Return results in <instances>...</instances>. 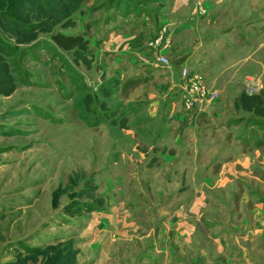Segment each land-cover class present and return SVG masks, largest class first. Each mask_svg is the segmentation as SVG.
<instances>
[{"label": "rangeland", "instance_id": "1", "mask_svg": "<svg viewBox=\"0 0 264 264\" xmlns=\"http://www.w3.org/2000/svg\"><path fill=\"white\" fill-rule=\"evenodd\" d=\"M200 2L205 14L198 11ZM82 7L83 12L74 16L78 25L67 31L84 33L90 45L99 38L111 42L109 31L152 33L155 38L168 25L167 35L183 64L188 61L189 69L202 74L210 87L213 79L221 93L197 117H231L236 122L242 117L239 122H244L250 140L264 139V118L235 104L244 87L248 91L249 80L258 87L253 93L264 88V0H89ZM40 40L38 46L20 45L9 57L18 88L11 96H0V264L20 252H40L38 262L31 264H47L59 243L72 242L76 248L77 235L92 212L111 210L108 203H115L117 195L120 199L133 195L136 202L144 196V184L127 182L133 169L141 167L128 164L117 153L145 145L137 135L135 139L122 132L119 122L126 110L119 103L133 84L123 83L115 90L112 82L104 81L107 75L100 58L87 68L48 34H41ZM149 49L150 54L155 52ZM95 50L92 44L93 55ZM161 52L168 54L170 49ZM177 101L172 125L191 133L192 125L180 119L194 117L197 110L186 111L181 98ZM166 107L163 102L161 111ZM106 110L116 111V117H101ZM152 122H156L153 131L164 129L158 119ZM208 129L201 118L196 134L200 142ZM242 136L247 137L245 131ZM75 202L96 209L78 211Z\"/></svg>", "mask_w": 264, "mask_h": 264}, {"label": "crops", "instance_id": "2", "mask_svg": "<svg viewBox=\"0 0 264 264\" xmlns=\"http://www.w3.org/2000/svg\"><path fill=\"white\" fill-rule=\"evenodd\" d=\"M109 35L111 42H92L94 56L100 58L104 81L112 82L113 89L133 84L119 103L126 107L121 131L137 135L145 145L117 153L141 167L133 169L127 182L144 184V196L136 202L133 195H117L115 203H108L111 210L90 214L77 235V264H264V139L250 140L244 122H239L242 117L237 122L231 117H197L203 108L196 109L194 117L180 119L192 125L191 133L173 126L170 116L177 99L183 106L182 68L188 61L183 64L172 45L167 54L171 65L165 69L159 51L150 54L152 33L148 38L142 32ZM163 102L167 107L161 111ZM201 118L209 129L200 142L196 134ZM154 119L160 129L163 123V130L153 131Z\"/></svg>", "mask_w": 264, "mask_h": 264}, {"label": "trees", "instance_id": "3", "mask_svg": "<svg viewBox=\"0 0 264 264\" xmlns=\"http://www.w3.org/2000/svg\"><path fill=\"white\" fill-rule=\"evenodd\" d=\"M87 1L89 0H0V96H11L18 88L9 57L21 49L20 45L38 46L41 34H48L59 47L73 52L76 60L82 61L87 68L92 67L95 56L87 35L67 31L78 25V19L74 16L83 12L82 6ZM12 39L13 43L10 41ZM85 101L89 107L92 98L88 96ZM235 104L237 109H244L264 118V88L252 94L244 91ZM102 105L106 107L105 100ZM101 117H116V111L106 110ZM110 121L112 124L116 123L115 118ZM119 122L121 127H125L123 117ZM74 208L78 211L87 209L89 212L96 209L94 206L84 207L80 202H75ZM54 250L56 255L47 264H77L79 250L73 248L72 242L59 243ZM39 254L40 252H20L15 259L4 264H31L38 262Z\"/></svg>", "mask_w": 264, "mask_h": 264}, {"label": "built area", "instance_id": "4", "mask_svg": "<svg viewBox=\"0 0 264 264\" xmlns=\"http://www.w3.org/2000/svg\"><path fill=\"white\" fill-rule=\"evenodd\" d=\"M198 11L201 14L206 13V9L201 2L198 4ZM161 28L157 37L150 39L149 46L159 51L157 54L159 63L165 67H170V58L167 54H163L161 50H169L172 47L173 40L167 35L168 27L164 25ZM247 86V92L250 94L258 89L254 80H249ZM182 89L183 106L188 111L202 108L219 97V91L210 87L202 74L192 72L188 66L182 68Z\"/></svg>", "mask_w": 264, "mask_h": 264}]
</instances>
